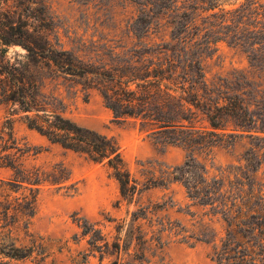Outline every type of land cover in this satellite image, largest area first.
<instances>
[{
    "label": "trees",
    "instance_id": "trees-1",
    "mask_svg": "<svg viewBox=\"0 0 264 264\" xmlns=\"http://www.w3.org/2000/svg\"><path fill=\"white\" fill-rule=\"evenodd\" d=\"M138 16L114 44L68 47L45 10L40 16L21 6L0 9V264L49 257L44 238L31 226L44 188L74 194L69 168L61 162L31 164L42 152L20 137L22 123L50 144L103 164L129 205L145 191L181 184L191 207L200 212L190 233L181 222L151 215L168 202L128 211L103 222L76 220L89 256L101 264H149L170 241L216 243L218 264H264V0H134ZM18 4V3H17ZM179 4H182L181 6ZM156 28H170L169 41L154 42ZM225 42L247 56V70L208 79L205 62ZM25 53L11 61V47ZM89 97L96 90L117 122L135 120L147 128L154 144L177 146L186 153L183 166L150 162L141 178L129 170L118 140L85 128L66 116L70 89ZM251 141L243 165L212 173L217 148ZM121 201L118 202L120 205ZM208 219L206 223L205 219ZM212 238V241L210 239ZM79 241V240H78ZM164 260L160 259L161 264Z\"/></svg>",
    "mask_w": 264,
    "mask_h": 264
},
{
    "label": "rangeland",
    "instance_id": "rangeland-1",
    "mask_svg": "<svg viewBox=\"0 0 264 264\" xmlns=\"http://www.w3.org/2000/svg\"><path fill=\"white\" fill-rule=\"evenodd\" d=\"M21 2L36 16H40L38 9H43L53 18L52 26L59 32L61 41L68 47L87 46L97 44H114L119 41L127 42L124 32L127 26L138 16L134 0H0V9L7 6H21ZM18 3V4H17ZM180 6L182 4H179ZM154 42L161 43L166 37L169 41L170 28L161 29L153 26ZM218 53L205 62L208 79L231 73L233 70H247L249 62L247 56L238 49H233L225 42L218 44ZM25 51L18 46L11 47L7 58L14 61ZM82 91L81 87L70 89L67 99L66 116L82 127L99 133L115 137L122 149L124 160L130 172L141 178V172L148 168L150 162H157L169 167L183 166L187 153L177 146L162 148L154 144L149 137L147 128L135 120L117 122L113 112L105 105L102 96L96 90ZM6 116V110L0 106V122ZM20 137L26 138L30 144L42 147L43 152L31 164L50 165L64 163L72 173L74 183H78V191L74 194L57 192L46 187L39 196L38 212L31 230L44 238L48 245L49 257L44 264H101L98 257L89 256L86 240L78 238L81 230L76 220L86 218L92 222H103L105 217L121 218L127 212L138 208H148L168 202L165 210L151 215L154 220L164 218L172 222H181L190 233L197 232L199 227L193 224L199 220L189 215L198 211L191 207L186 189L181 184H172L168 189L155 188L143 192L133 204L121 200L118 183L109 175V170L103 164L94 163L84 156L66 151L50 144L44 137L30 131L22 123L16 126ZM251 141L239 142L234 148H217L213 153L212 173L218 168L243 165L241 161L245 152L250 149ZM9 172L0 167V180L7 179ZM259 181L264 184V166L258 173ZM121 201L120 205L118 202ZM206 223L208 219H205ZM219 234L216 243L181 242V236L168 237L169 244L159 253V257H151L149 264H218L214 258L215 244L220 245V238L224 236L221 224L212 226ZM79 240V241H78ZM212 241V238L210 239ZM13 264H36L31 260L13 262ZM259 264H262L259 261Z\"/></svg>",
    "mask_w": 264,
    "mask_h": 264
}]
</instances>
